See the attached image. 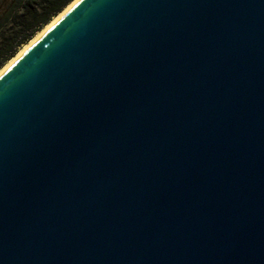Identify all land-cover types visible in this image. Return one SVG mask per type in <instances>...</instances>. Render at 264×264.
I'll use <instances>...</instances> for the list:
<instances>
[{"label":"water","instance_id":"95a60500","mask_svg":"<svg viewBox=\"0 0 264 264\" xmlns=\"http://www.w3.org/2000/svg\"><path fill=\"white\" fill-rule=\"evenodd\" d=\"M0 264H264V0H72L0 73Z\"/></svg>","mask_w":264,"mask_h":264},{"label":"trees","instance_id":"16d2710c","mask_svg":"<svg viewBox=\"0 0 264 264\" xmlns=\"http://www.w3.org/2000/svg\"><path fill=\"white\" fill-rule=\"evenodd\" d=\"M72 0H0V69Z\"/></svg>","mask_w":264,"mask_h":264},{"label":"bare ground","instance_id":"6f19581e","mask_svg":"<svg viewBox=\"0 0 264 264\" xmlns=\"http://www.w3.org/2000/svg\"><path fill=\"white\" fill-rule=\"evenodd\" d=\"M72 3V1L60 12L58 13L49 23H47L39 32H37L35 34V36H33V38H31L25 45H23V47H21V49L17 52L16 55H14L13 58H11L1 69H0V73L3 72V70H5V68H7V66H9L32 42H34L50 25H52L64 12L65 10L68 8V6Z\"/></svg>","mask_w":264,"mask_h":264}]
</instances>
